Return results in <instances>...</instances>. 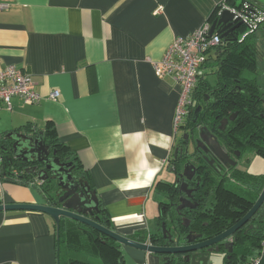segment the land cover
<instances>
[{"label":"crops","instance_id":"crops-1","mask_svg":"<svg viewBox=\"0 0 264 264\" xmlns=\"http://www.w3.org/2000/svg\"><path fill=\"white\" fill-rule=\"evenodd\" d=\"M3 1L1 63L27 72L42 98L13 96L10 108L2 104L0 134L42 131L44 139L60 140L96 190L112 229L127 236L154 231L150 200L156 201L160 174L171 172L181 131H173L180 85L156 75L153 63L174 37L216 15L218 3L264 8V0ZM55 88L59 97L48 98ZM0 202L43 203L44 197L30 184L5 181ZM55 240L46 213L0 211V264H57ZM120 250L126 264H163L154 253L122 244Z\"/></svg>","mask_w":264,"mask_h":264},{"label":"trees","instance_id":"trees-1","mask_svg":"<svg viewBox=\"0 0 264 264\" xmlns=\"http://www.w3.org/2000/svg\"><path fill=\"white\" fill-rule=\"evenodd\" d=\"M214 18L216 15L213 14L209 21L212 23ZM243 32L244 28L241 33H231L230 37H224V42L211 53L209 58L212 61L209 62L214 66L215 81L211 85L205 79V71L199 75L194 98L195 106L201 105V111L193 121L195 107L191 109V114L182 127L194 129L196 135L199 127L205 125L218 134L225 151L252 152L264 157V86L260 85V80L264 79V69L259 67L260 57L254 33L243 36ZM234 112L237 113L234 118L228 120L224 129H220L221 120ZM45 141L56 150L62 160H70L71 155L67 154L60 140L50 137L45 138ZM11 144L12 141L6 134H0V152L3 157L0 182L30 184L40 192L44 200L53 203V180L40 179L41 183L37 184L38 178L33 173L26 172L18 159L13 156L7 159L6 154L12 153ZM181 159L178 155L176 159L170 158L171 164L168 167L178 171L182 166ZM76 160L72 159L74 173L86 179L80 163ZM201 182L202 189L196 195L199 197L196 198V207L181 210L180 213L174 207L170 211L164 207L163 218V195L164 206L168 201L176 202L180 186L174 181L157 180L155 191L158 212L154 231L140 229L129 237L164 246L184 244L190 231L201 234L202 239L210 238L239 220L253 205L264 186V173H251L236 167L231 168L227 175H219L215 170H209L202 173ZM99 208L101 223L113 228L104 207ZM184 217L189 220L187 226L183 223ZM163 219L164 233L167 235H164V239ZM251 224L252 227L249 228ZM101 235L95 229L77 221L61 220L55 240L57 264H60V260H64V264H126L120 244L109 237L101 241ZM230 240L233 242V251L229 256L220 250L224 254L223 264L255 263L264 242V202L252 218L232 234ZM166 264L189 263L182 254H175Z\"/></svg>","mask_w":264,"mask_h":264},{"label":"water","instance_id":"water-1","mask_svg":"<svg viewBox=\"0 0 264 264\" xmlns=\"http://www.w3.org/2000/svg\"><path fill=\"white\" fill-rule=\"evenodd\" d=\"M233 17L234 13L229 9L222 10L213 19L210 25V34L217 33L221 37L231 34L233 30L242 25V21ZM200 111L201 105L198 104L194 109L193 121L197 119ZM236 114L234 112L228 118H223L220 129H224L228 120L233 119ZM6 137L12 141V153H7L6 158L10 159L13 156L18 159L24 165L25 171L33 173L38 179L53 180L52 198L54 201L51 204L47 200H44L43 203L0 202V211L36 210L46 213L54 222L56 234H58L61 220L77 221L104 235L101 236V241L109 237L119 244L157 254L164 262L163 264L169 261L172 254H185L184 260L189 264H212L210 262L211 253L220 251L221 247L229 256L228 254L233 251V242L230 240L232 234L246 224L264 202L263 186L256 201L239 220L210 238L202 239L201 234L190 231L186 235V242L180 245L164 246L153 244L150 241L140 242L101 223L99 199L96 190L91 187L86 179L74 173V164L71 160H62L56 154V150L51 148L50 144L45 141L42 131L33 132L32 134L11 131L6 134ZM199 137L200 139L197 142L202 144L204 142L206 144L205 150H211L222 162H230L231 165H235V162L230 159L217 138L205 125L199 128ZM183 138H187V133L183 135ZM173 152L174 158L177 155L181 156L183 152L185 153L184 149L179 146L175 147ZM170 171L174 174V182L177 184L178 179L176 176H184L190 179L195 173V167L192 163L186 162L183 165L182 172H177L172 167H170ZM186 185V182H183V184L181 182V185H179L180 190ZM185 192L187 196L180 198L179 209L187 205L190 207L195 206V203L192 202L190 190ZM183 223L187 226L189 220L184 218ZM251 227L252 224L249 225V228ZM254 264H264V244L260 256Z\"/></svg>","mask_w":264,"mask_h":264},{"label":"built area","instance_id":"built-area-1","mask_svg":"<svg viewBox=\"0 0 264 264\" xmlns=\"http://www.w3.org/2000/svg\"><path fill=\"white\" fill-rule=\"evenodd\" d=\"M7 7L8 2L0 0V10ZM224 9H229L234 13L233 18L242 21L243 36L253 34L264 26V9L258 8L256 5L242 2L237 6H229L226 1H222L217 6L216 16ZM210 25L211 22L206 21L197 29L174 37L161 59L153 63L156 75L159 77L172 76L180 85V94L173 119L175 133L182 130L186 117L196 105L194 91L197 88L199 75L204 72L202 68L212 61L209 58L211 53L223 43L219 34H210ZM59 95L60 91L55 88L48 93L47 97L57 99ZM13 96L21 97L29 102H37L42 98V95L34 89L31 77L27 72L14 64L3 65L0 60V108L2 104L10 108ZM177 141L178 138L174 139L175 143ZM2 162L3 157L0 152V169ZM36 183L40 184L41 180L37 179ZM1 189L2 183L0 182Z\"/></svg>","mask_w":264,"mask_h":264},{"label":"flooded vegetation","instance_id":"flooded-vegetation-1","mask_svg":"<svg viewBox=\"0 0 264 264\" xmlns=\"http://www.w3.org/2000/svg\"><path fill=\"white\" fill-rule=\"evenodd\" d=\"M229 6H231V5H229ZM238 28L233 30L232 33H237ZM262 28L264 29V26ZM227 37H230V34L227 35ZM222 42H224V37H222ZM190 114H191V112L188 115H190ZM187 117H186V119H187ZM186 119H185V121H186ZM181 133H182V135L180 136V138L178 137L177 143H174V148L179 146V147H182L184 149L185 153L183 152L180 156L182 158L181 164L184 165L186 162L192 163L195 167V173L190 179H187L184 176H181V177L176 176L178 179V183H177L178 185H181V182H182V184H183V182L184 183L186 182L187 185H186V187L182 188V190H180V194H179L178 200L176 202L171 203L170 201H168L165 203V206H164V195H163L162 208H161L163 218H164V207L169 208V211L172 209V207H174L178 211V213H180L181 210L185 211V209H192V208L197 206L198 201L196 200V198H199V197H197L196 195L199 193V190L202 189L201 175L203 172L209 171V170H215L219 175H227L231 168L236 167V168L242 169L243 165H244L243 164L244 159L248 157L249 153H251V152H239V151H234V152H227L226 151L228 153L230 159L235 162V165H231L230 162H222L211 150H205L206 144L204 142H203V144L201 142H199V143L197 142L198 139H200L199 129H198V133L195 135L194 129H191V128L186 129V127H182ZM185 133H187V138L184 139L183 135ZM211 133L219 141L218 134L215 133L214 131H211ZM182 140H183V142H182ZM219 143H220V141H219ZM172 157H173V154L171 155V158ZM174 159H176V158H174ZM170 164H171V161H170ZM177 172H182V168L178 169ZM186 190H190L191 195H192V197H191L192 202L195 203V206L190 207L189 205H187V206L179 209L178 205L180 204V198L187 196L186 192H185ZM171 205H173V206H171ZM162 225H163L162 226L163 227L162 236L164 239V235L167 236L166 232L164 233V219L162 220ZM101 236H104V235H101ZM166 246H173V245H166ZM221 250L224 251V248L221 247ZM172 255H175V254H172ZM172 255H170V259H171ZM184 255L185 254H182L183 258H184ZM162 263H164V262H162Z\"/></svg>","mask_w":264,"mask_h":264},{"label":"rangeland","instance_id":"rangeland-1","mask_svg":"<svg viewBox=\"0 0 264 264\" xmlns=\"http://www.w3.org/2000/svg\"><path fill=\"white\" fill-rule=\"evenodd\" d=\"M241 30H243L242 26H240L238 28L237 32L241 33ZM254 35H255L254 38H255V40L257 42L258 51H259V57H260V66L259 67H260V69H264V66H263V63H264V61H263V59H264L263 58L264 57V49H263V46H264V30L263 29H259L257 32L254 33ZM213 69H214V66H213V64L211 62L207 63L205 65V67L202 68V71H205V79L211 85H213V82L215 81L214 74H213ZM263 80L264 79L260 80L261 87L264 86V81ZM182 133H180L179 138L182 135ZM251 155H252L251 157H249V158L247 157V158L244 159V163L243 164L246 165V166H244V168H246V169H243V168L242 169L243 170H247V171H249L251 173H262L263 172V168H264V159H263V157L260 156V155L257 156L255 154H251ZM181 168L183 169V165L181 166ZM160 175H162L163 180L166 181V182H173L174 181V174L172 172H169L168 169L164 170V172L161 173ZM150 203H151V207L153 209V213L151 215V217H152L153 214L156 213V211L158 212V206L156 204V201L154 202L152 199L150 200ZM152 224H154V228H155V220H154V218L152 219ZM223 255L224 254L221 251L212 252L211 256H210V262L212 264H223ZM62 256H63V259H64V253H62Z\"/></svg>","mask_w":264,"mask_h":264}]
</instances>
